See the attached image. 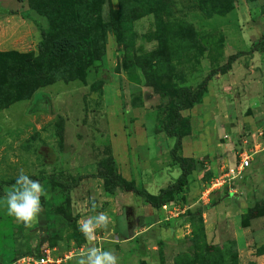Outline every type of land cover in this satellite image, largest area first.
<instances>
[{
    "label": "rangeland",
    "instance_id": "1",
    "mask_svg": "<svg viewBox=\"0 0 264 264\" xmlns=\"http://www.w3.org/2000/svg\"><path fill=\"white\" fill-rule=\"evenodd\" d=\"M89 16L84 35L101 56L85 80L41 86L0 109V264L41 255L76 264L91 246L114 252L118 264H264V0H0V54L32 61L11 74L41 81L64 70L70 53L50 49ZM41 29L45 56L37 55ZM239 51L246 54L180 111L178 154L197 164L187 185L159 207L124 188L105 192L102 159L154 195L176 180L174 137L164 130L176 95L197 91ZM14 74L0 82L30 86ZM244 153L249 166L236 174ZM21 169L47 193L27 229L5 203ZM78 176L63 194L58 182ZM101 212L108 228L88 242L78 222Z\"/></svg>",
    "mask_w": 264,
    "mask_h": 264
},
{
    "label": "trees",
    "instance_id": "2",
    "mask_svg": "<svg viewBox=\"0 0 264 264\" xmlns=\"http://www.w3.org/2000/svg\"><path fill=\"white\" fill-rule=\"evenodd\" d=\"M32 0H30L31 2ZM34 4L31 3V8ZM83 22V23H82ZM81 23L77 25L76 29H68L63 31L58 39L57 44H55L50 52L52 54L61 53L67 51L70 53V61L64 70H57L52 75L48 76L45 80H37L35 77L29 74L20 75L17 72L14 74L15 81H27L30 79L31 84L26 88H21L14 86L11 90L4 86L3 81L0 82V109L7 107L14 101L28 99L32 97L34 92L41 86L49 85L57 81H63L64 83L71 82L74 80H85L86 69L90 65L91 61L95 58L101 56V48L98 44H93L84 35L86 28L88 29V23L91 22L90 16L85 18ZM41 39L37 43L38 56H45V41L48 38L47 32L41 29ZM246 54V52H236L235 54L228 57L226 64L222 65L218 69L211 70L205 77L203 84L195 92L190 90L179 91L176 95L177 104L171 106V118L165 125V134L167 137H174V143L171 147L169 153L172 160L178 163L180 168V174L174 182L169 184L166 188L162 189L157 195L148 193L145 189L137 188L133 182L126 180L122 176L118 175L110 163L107 164L106 159H102L98 165L97 170L105 178L103 189L105 192L114 193L116 188H124L125 190H131L137 195H139L146 203L153 207H159L163 204L162 197L168 191L182 190L187 185V176L192 170L196 168V162L191 157H184L178 154L181 148V140L183 134L176 131L175 125L182 121V116L180 111L186 107L192 106L197 103L199 96L205 89V84L214 75L220 73L223 74L227 72L230 68L232 62ZM94 57V58H93ZM21 61H30V58L26 54H0V78L3 80L8 75L11 74V68L16 69L20 65ZM9 71V72H8ZM5 81V80H4ZM82 176H78L69 182L59 181L58 184L61 188L63 194H68L72 189L77 187ZM4 182L0 180V196L3 195Z\"/></svg>",
    "mask_w": 264,
    "mask_h": 264
},
{
    "label": "clouds",
    "instance_id": "3",
    "mask_svg": "<svg viewBox=\"0 0 264 264\" xmlns=\"http://www.w3.org/2000/svg\"><path fill=\"white\" fill-rule=\"evenodd\" d=\"M47 196L39 180L31 179L23 169L16 179L15 184L5 194L7 215L14 217L17 223H22L25 228H31L38 222L42 212L41 196ZM110 218L101 212L78 222L79 231L86 241L96 240L97 229H107ZM71 258V257H69ZM76 264H118V257L112 251L102 247L91 246L83 249L76 257Z\"/></svg>",
    "mask_w": 264,
    "mask_h": 264
},
{
    "label": "built area",
    "instance_id": "4",
    "mask_svg": "<svg viewBox=\"0 0 264 264\" xmlns=\"http://www.w3.org/2000/svg\"><path fill=\"white\" fill-rule=\"evenodd\" d=\"M250 156L247 154H242L240 158V162L236 167V174L241 173L246 167L249 166ZM35 264H59V260L51 258L48 255H41L39 258L35 260Z\"/></svg>",
    "mask_w": 264,
    "mask_h": 264
}]
</instances>
